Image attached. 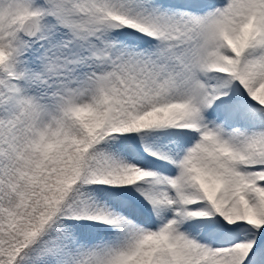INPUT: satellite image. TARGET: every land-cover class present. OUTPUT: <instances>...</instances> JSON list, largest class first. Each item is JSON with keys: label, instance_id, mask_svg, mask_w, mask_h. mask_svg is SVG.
Instances as JSON below:
<instances>
[{"label": "snow or ice", "instance_id": "1", "mask_svg": "<svg viewBox=\"0 0 264 264\" xmlns=\"http://www.w3.org/2000/svg\"><path fill=\"white\" fill-rule=\"evenodd\" d=\"M0 264H264V0H0Z\"/></svg>", "mask_w": 264, "mask_h": 264}]
</instances>
